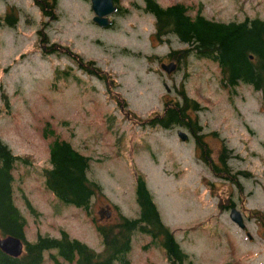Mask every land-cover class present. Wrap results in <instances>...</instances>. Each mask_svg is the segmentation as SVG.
Listing matches in <instances>:
<instances>
[{
	"label": "rangeland",
	"instance_id": "rangeland-1",
	"mask_svg": "<svg viewBox=\"0 0 264 264\" xmlns=\"http://www.w3.org/2000/svg\"><path fill=\"white\" fill-rule=\"evenodd\" d=\"M156 1L181 3L192 15L200 9L218 21L264 18V0ZM117 3L121 12L109 17L113 26L102 28L92 21L90 0H57V20L43 17L33 0H0V16L17 18L14 26L0 24V138L27 160L16 166L13 183L27 240L65 231L101 252L94 222L136 218L135 183L141 175L165 225L196 264H264V98L247 85L223 87L210 60L194 55L173 60L168 53L187 46L174 35L154 36V17L144 11V0ZM38 30L50 44L93 60L117 86L108 90L65 57L48 53ZM170 62L175 70L167 74L161 64ZM64 71L66 76L59 75ZM182 96L198 103L190 115L205 134L213 162L219 164L224 149L226 166L219 168L228 179L204 165L193 136L180 140L177 132L191 136L188 129L137 123ZM55 136L91 158L88 177L102 193L86 211L60 203L44 184ZM232 208L242 214L244 229L230 219ZM131 244V264H168L164 248L148 234L135 231ZM48 256L44 252V264H53Z\"/></svg>",
	"mask_w": 264,
	"mask_h": 264
},
{
	"label": "trees",
	"instance_id": "trees-1",
	"mask_svg": "<svg viewBox=\"0 0 264 264\" xmlns=\"http://www.w3.org/2000/svg\"><path fill=\"white\" fill-rule=\"evenodd\" d=\"M117 12L121 8L114 0ZM43 17L57 20V0H33ZM143 9L154 17V36L161 40L174 35L186 48L170 51L173 60L194 55L199 59L214 62L220 72V82L225 88H235L239 84L247 85L260 92L264 98V18L245 17L241 21H218L208 18L200 9L194 15L181 3L162 6L156 0H144ZM5 22L14 26L17 18L6 12L0 16V24ZM38 40L44 50L50 54L63 56L85 74L97 77L106 89L117 85L112 76L101 71L93 60H85L79 53L71 51L67 46L58 47L50 44L43 30H38ZM64 71L61 76H66ZM59 73V69H55ZM77 79V78H75ZM184 93V92H181ZM6 97L5 94H2ZM189 102L192 104L190 107ZM198 103L182 96L173 104L164 103L161 114L137 120L141 126H158L162 129L184 127L194 137L195 144L201 148L202 162L211 173L228 179L220 169L226 166L224 149L219 152V164L210 158V150L204 141L201 126L190 115L196 111ZM54 136L53 131L49 132ZM48 161L50 167L44 169L46 188L63 204L88 210L92 198L102 193L101 186L88 177L91 158L80 153L69 141L57 136L49 143ZM26 159L15 155L9 146L0 138V238L13 236L19 238L24 250L19 257H13L0 249V264H44V252H49L48 259L53 264H131L129 253L132 248L131 238L135 231L148 234L152 242L159 241L164 248L168 264H196L185 253L174 233L165 225L158 205L147 188L143 176L136 177L135 196L139 207L136 218L121 216L120 220L111 224H97L95 228L101 236L103 250L97 252L86 243L70 237L61 231L60 237L38 233L34 241H28L25 235L27 221L21 209L14 202L13 183L14 170L18 164H25ZM248 175L247 172H239ZM28 209L35 213L30 204ZM55 253H52V251Z\"/></svg>",
	"mask_w": 264,
	"mask_h": 264
},
{
	"label": "water",
	"instance_id": "water-1",
	"mask_svg": "<svg viewBox=\"0 0 264 264\" xmlns=\"http://www.w3.org/2000/svg\"><path fill=\"white\" fill-rule=\"evenodd\" d=\"M91 9L94 12L93 22H95L100 27H107L111 23L109 16L116 11V5L114 0H90ZM161 68L168 74L175 70V64H161ZM178 136L182 141H186L188 136L183 131H178ZM230 218L234 221L239 227L243 228V218L239 211L236 209H231ZM0 249L13 257H19L23 252V243L22 241L13 236H4L0 238Z\"/></svg>",
	"mask_w": 264,
	"mask_h": 264
}]
</instances>
